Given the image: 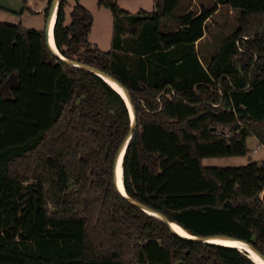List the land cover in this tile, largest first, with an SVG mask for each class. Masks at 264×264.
<instances>
[{"label":"trees","instance_id":"1","mask_svg":"<svg viewBox=\"0 0 264 264\" xmlns=\"http://www.w3.org/2000/svg\"><path fill=\"white\" fill-rule=\"evenodd\" d=\"M116 1L98 0L114 20L111 50L102 51L88 41L90 12L76 3L68 13L59 0L54 39L65 61L44 30L0 22V264H256L239 249L177 235L133 202L192 236L238 239L264 256V161L203 165L247 156L249 139L264 145V0H219L240 12V27L208 67L196 43L214 10L182 15L177 31L163 33L182 0L136 14ZM68 62L130 94L128 198L114 175L131 130L128 104Z\"/></svg>","mask_w":264,"mask_h":264},{"label":"rangeland","instance_id":"2","mask_svg":"<svg viewBox=\"0 0 264 264\" xmlns=\"http://www.w3.org/2000/svg\"><path fill=\"white\" fill-rule=\"evenodd\" d=\"M156 0H117V5L127 12L136 14L141 10L148 13L155 11ZM219 0H182L173 17L165 18L161 24V32H174L180 28L178 17L187 13L200 14L203 10L213 11L205 23V35L197 42L196 49L205 67L218 53L222 43L232 36L240 27V12L233 10ZM68 13L79 3L85 7L93 18L88 41L92 47L109 51L113 38V15L110 9L99 6L98 0H68ZM48 0H0V22L21 25L27 29L44 30ZM245 39H249L245 37ZM218 89L220 87L218 86ZM222 91V90H221ZM249 153L245 157H216L203 160L205 167L228 168L246 166L252 162L264 161V145L256 138L248 144Z\"/></svg>","mask_w":264,"mask_h":264},{"label":"water","instance_id":"3","mask_svg":"<svg viewBox=\"0 0 264 264\" xmlns=\"http://www.w3.org/2000/svg\"><path fill=\"white\" fill-rule=\"evenodd\" d=\"M58 2L59 0H54L52 5H51V8L49 10V14H48V17L46 19V24H45V29H44V32H45V36H46V39H47V45L49 47V49L57 56L59 57L60 59L64 60V58L62 57V55L59 53L57 47H56V44H55V39H54V45H55V49L51 46V43H50V39H49V31H50V25H51V20H52V17L56 11V9H58ZM65 61V60H64ZM69 64L75 66V67H80V68H83V69H86L90 72H92L94 75H97L98 77H100L101 79H103L106 83H108V81H106L105 78H109L111 79L113 82H115L118 86H120L126 93V99L125 101L127 102L128 104V108L130 110V114H131V119H132V124H131V130L129 132V134L127 135L126 139L124 140L122 146L120 147L118 153H117V156H116V159H115V164H114V175H115V182H116V186L118 188V190L121 192V194L123 196H125L126 198H128L127 194H126V191H125V188H124V183H123V191L120 190L119 186H118V179H117V169H118V165H119V161H120V158L122 157V162L124 161V156H125V152L127 150V147L129 145V142L130 140L132 139V136L135 132V128H136V116H135V110H134V107L131 103V100H130V94L128 92V90L123 86L121 85L116 79H114L112 76L96 69V68H93V67H90V66H86L84 64H81V63H76V62H68ZM112 88H114L110 83H108ZM115 89V88H114ZM116 90V89H115ZM122 96V95H121ZM252 142V139H249L248 140V143H251ZM122 181H123V176H122ZM35 184L30 182V183H27L25 185V190H26V195L28 197V199L32 202L35 203L36 205V208L38 209L39 208V198L36 194V188L34 186ZM133 202V201H131ZM134 204H136L138 207H140L143 211H145L146 213L152 215V216H155L159 219H161L162 221H164L170 228L171 230L176 233L177 235L181 236V237H184L180 234H178L172 227V224L171 222H169V220L164 217L163 215H161L160 213H157L145 206H142V205H139L135 202H133ZM188 233V232H187ZM189 234V233H188ZM190 237H184L186 239H190V240H193V241H201V242H204V243H210V244H215V243H211V240L215 237H207V238H197L195 236H192L191 234H189ZM216 237H222L223 239L225 240H228V241H233V242H241V243H244L246 244L263 262H264V256L258 251L256 250V248L250 244V243H247V242H244V241H241V240H238V239H234V238H230V237H226V236H216ZM250 258V256H249ZM251 259V258H250ZM252 260V259H251ZM254 262V261H253Z\"/></svg>","mask_w":264,"mask_h":264},{"label":"bare ground","instance_id":"4","mask_svg":"<svg viewBox=\"0 0 264 264\" xmlns=\"http://www.w3.org/2000/svg\"><path fill=\"white\" fill-rule=\"evenodd\" d=\"M57 10L58 9H56V11L52 17L51 25H50V31H49L50 43L54 49H55L54 26H55V22H56V18H57ZM105 79H106V81H108V83H110L116 89V91L120 95H122V97H124L126 99V93L120 86H118L115 82H113L109 78H105ZM122 176H123V162H122V157H121L120 161H119L118 169H117L118 186H119L121 191H123ZM172 227L178 234H180L184 237H190L189 234L187 233V231L185 229H183L181 226L173 223ZM211 243H215L218 245H223V246H228V247H233V248L239 249L240 251L246 252L256 264H264V262L244 243L228 241V240L223 239L222 237L213 238L211 240Z\"/></svg>","mask_w":264,"mask_h":264},{"label":"crops","instance_id":"5","mask_svg":"<svg viewBox=\"0 0 264 264\" xmlns=\"http://www.w3.org/2000/svg\"><path fill=\"white\" fill-rule=\"evenodd\" d=\"M202 39H203V38H202ZM202 39H201V40H202ZM201 40H200V41H201ZM200 41H199V42H200ZM196 44H197V43H196Z\"/></svg>","mask_w":264,"mask_h":264}]
</instances>
